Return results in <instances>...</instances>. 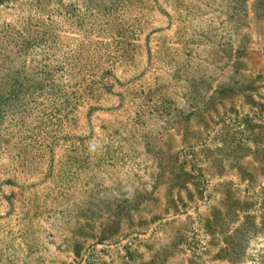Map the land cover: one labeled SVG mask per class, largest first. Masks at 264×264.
I'll use <instances>...</instances> for the list:
<instances>
[{"label":"rangeland","instance_id":"rangeland-1","mask_svg":"<svg viewBox=\"0 0 264 264\" xmlns=\"http://www.w3.org/2000/svg\"><path fill=\"white\" fill-rule=\"evenodd\" d=\"M0 264H264V0H0Z\"/></svg>","mask_w":264,"mask_h":264},{"label":"clouds","instance_id":"clouds-1","mask_svg":"<svg viewBox=\"0 0 264 264\" xmlns=\"http://www.w3.org/2000/svg\"><path fill=\"white\" fill-rule=\"evenodd\" d=\"M89 147H90V150L94 151L95 148H96V145L95 144H90Z\"/></svg>","mask_w":264,"mask_h":264}]
</instances>
